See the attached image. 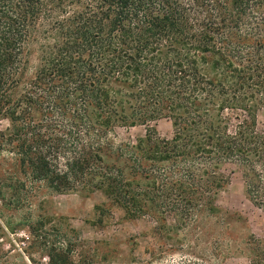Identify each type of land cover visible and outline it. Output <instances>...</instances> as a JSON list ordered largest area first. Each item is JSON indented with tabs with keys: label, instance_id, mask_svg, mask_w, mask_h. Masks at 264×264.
<instances>
[{
	"label": "trees",
	"instance_id": "obj_1",
	"mask_svg": "<svg viewBox=\"0 0 264 264\" xmlns=\"http://www.w3.org/2000/svg\"><path fill=\"white\" fill-rule=\"evenodd\" d=\"M263 111L264 0H0V151L31 182L100 192L165 240L230 222L217 204L227 165L264 212ZM160 119L170 139L149 126ZM139 125L145 137L118 151L148 163L143 184L101 156L110 132ZM248 243L250 264H264L262 241Z\"/></svg>",
	"mask_w": 264,
	"mask_h": 264
},
{
	"label": "rangeland",
	"instance_id": "obj_2",
	"mask_svg": "<svg viewBox=\"0 0 264 264\" xmlns=\"http://www.w3.org/2000/svg\"><path fill=\"white\" fill-rule=\"evenodd\" d=\"M30 61L34 66L33 57ZM258 121L264 122V111ZM149 126L159 138L172 136L167 119ZM8 128V120L0 118V132ZM146 129L116 128L101 146L104 165L120 169L135 184L145 182L137 167L147 169L148 163L121 157L118 150L136 146ZM8 149L3 145L0 151V264H250V240L262 241L264 252V212L245 196L234 165L225 167L229 182L217 200L231 214L230 222L221 225L210 217L174 228L173 240H165L155 221L125 218L100 192L56 193L44 182H31L30 171ZM96 206L110 214H101Z\"/></svg>",
	"mask_w": 264,
	"mask_h": 264
}]
</instances>
